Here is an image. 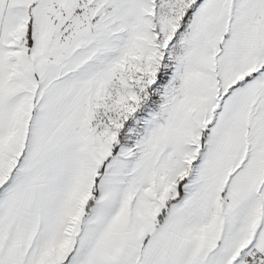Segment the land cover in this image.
<instances>
[{
  "label": "snow or ice",
  "instance_id": "6c2138e0",
  "mask_svg": "<svg viewBox=\"0 0 264 264\" xmlns=\"http://www.w3.org/2000/svg\"><path fill=\"white\" fill-rule=\"evenodd\" d=\"M0 264H264V0H0Z\"/></svg>",
  "mask_w": 264,
  "mask_h": 264
}]
</instances>
